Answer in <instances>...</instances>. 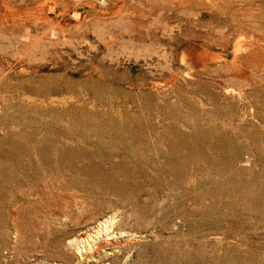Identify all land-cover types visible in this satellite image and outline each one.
I'll list each match as a JSON object with an SVG mask.
<instances>
[{"label": "rangeland", "instance_id": "obj_1", "mask_svg": "<svg viewBox=\"0 0 264 264\" xmlns=\"http://www.w3.org/2000/svg\"><path fill=\"white\" fill-rule=\"evenodd\" d=\"M0 264H264V0H0Z\"/></svg>", "mask_w": 264, "mask_h": 264}, {"label": "bare ground", "instance_id": "obj_2", "mask_svg": "<svg viewBox=\"0 0 264 264\" xmlns=\"http://www.w3.org/2000/svg\"><path fill=\"white\" fill-rule=\"evenodd\" d=\"M138 154V153H137ZM135 155V154H134ZM178 155V154H177ZM138 156V155H137ZM166 155V158L169 160H174L175 157ZM91 177L93 176L94 178H97L95 175H90ZM102 177H98L102 179L103 181L102 184L104 185V188L106 187L107 189H112L116 190L120 195H123L125 192L128 190H131L132 194L137 196V190L132 189L131 186H128L125 181H123L121 184H115V185H108V179L113 178L112 173H102ZM99 180V179H98ZM194 205L195 208H193L192 215L195 216H201L204 220V223H209L213 225H222V223H225V227L228 228V230H235L239 227L244 228V226H250L251 223L246 220V218H243L244 215H246L248 212L251 211V207H245L244 210L238 211L237 204L235 200H230L229 202L227 201H221L220 199H215L212 198L209 202H205L199 197H193L190 199ZM246 204H250L253 206V201H245ZM184 208V207H180ZM249 210V211H248ZM204 224V226L206 225Z\"/></svg>", "mask_w": 264, "mask_h": 264}]
</instances>
